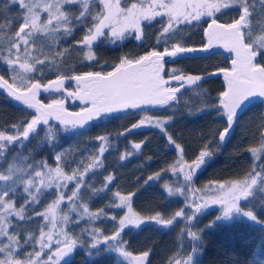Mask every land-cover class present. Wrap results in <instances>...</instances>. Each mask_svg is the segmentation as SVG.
<instances>
[{"label":"snow or ice","instance_id":"6c2138e0","mask_svg":"<svg viewBox=\"0 0 264 264\" xmlns=\"http://www.w3.org/2000/svg\"><path fill=\"white\" fill-rule=\"evenodd\" d=\"M12 10L17 14L7 15ZM229 11H235L236 16L230 22L219 23L217 14L227 15ZM0 20L4 21L0 23V61L6 66L9 77L0 75V89L6 90L12 100L34 110L30 119L13 124L11 131L0 130V264H69L80 247H85L90 257L114 252L124 264H150V249L139 254L128 250L127 241L123 239L126 230L168 231L178 220L185 223L180 239L187 237V243L179 246L182 250L169 258L167 264H199L198 257L204 247L202 234L218 224L244 219L264 234V219L257 215V211H264V160L261 159L264 132L259 147L249 149L254 162L242 178L223 183L212 181L198 200H191L188 195L201 192L191 187L193 177L213 162L217 149L232 139L241 114L256 100L264 103V0H0ZM201 21H210L204 30L206 39L200 46H190L183 34L188 31L190 35V30L199 27ZM153 22L159 25L155 43L162 50L153 48L144 55L123 56L110 71L67 75L57 68L64 55L55 50L59 38L71 36L78 27L85 30L82 39L76 42L87 49L84 59L96 61L94 44L105 40L116 44L128 37L142 42L145 26H155ZM216 46H223L234 54L230 67L203 75L185 74L182 69L173 68L165 78L166 63L200 58L192 54L210 53ZM49 71H55L56 78L42 84L41 79ZM220 74L225 88L212 97L200 82ZM69 79L75 82V91L65 88V81ZM172 81L177 86L173 87ZM193 85L199 88L195 91L201 104L198 111L214 110L226 126L212 133L198 156L188 163L184 149L165 128L171 123V117H153L147 115L146 110L179 107L181 89ZM41 91L60 93L63 98L44 104L38 99ZM68 98L82 102L83 107L69 112L65 108ZM129 113L141 118L126 132L146 126L159 128L179 153L176 162L165 171L182 176V184L175 189L165 184L164 189L169 197H183L187 212L181 208L169 217L160 212L142 216L132 205L136 193L122 195L119 191L109 197L111 203L107 205L123 210L119 218L116 214L109 216L103 208L90 211L85 200L106 195L115 180L114 175H107L102 188H94L86 182L89 173L95 176L96 170L103 168L104 154L116 147L106 135L96 138L98 147L91 163L84 165L83 171L78 170V165L71 174L60 164L52 167L44 160L30 161V153L23 155L14 151L11 157L6 155L14 146L18 150L25 142L36 139L41 125L47 127L45 139L51 144L58 126L65 132L83 134L80 130H90L94 122L118 120ZM53 120L57 124H52ZM141 147V143L131 144L130 150L120 155V160L131 158ZM63 155H55L54 161H61ZM160 180L161 174L157 172L144 183L149 185ZM69 184H72L71 189ZM65 192L70 194L65 197ZM46 194L55 198L43 211H34ZM20 198L22 202L17 207L16 201ZM65 199L67 210L61 207ZM212 212H218L214 220L203 229L193 230L200 217ZM34 217H41L44 223L28 231L26 225ZM109 219L113 222L111 235H103L94 226L80 225V221L94 225L98 220ZM76 227H81L82 231L74 235ZM21 231L25 232L23 243ZM85 235L90 238L88 243L81 239ZM26 246L31 251H27ZM256 259L264 264V259L259 256Z\"/></svg>","mask_w":264,"mask_h":264},{"label":"trees","instance_id":"16d2710c","mask_svg":"<svg viewBox=\"0 0 264 264\" xmlns=\"http://www.w3.org/2000/svg\"><path fill=\"white\" fill-rule=\"evenodd\" d=\"M16 10L7 13L9 16H15ZM236 16L235 11H229L227 15H217L219 22H230ZM4 21L0 20V23ZM207 21L200 24L199 27L184 32L185 41L190 46H200L205 41L204 30L207 28ZM157 26V25H156ZM156 26H147L144 29L145 39L142 42L136 41L133 37L128 41H118L116 44L107 42L99 43L97 48L93 49L96 55V61L84 62L73 54H81L87 52L86 48H82V44L76 43L80 41L85 34V30L81 27L75 29L71 36L60 37L59 44L56 45L57 52H63L60 62L57 64L60 72L67 75L82 74L87 71H110L111 66L119 63V59L123 56L129 58L144 55L153 48L162 50L155 43V36L158 32ZM47 52V48H45ZM68 54L70 56L66 57ZM97 61L99 63H97ZM73 65V66H72ZM230 67V60L223 54H216L206 58L183 59L178 63L167 66V74L173 68L182 69L185 74L203 75L205 72H215L219 68ZM0 72L8 79L7 68L0 61ZM56 72L49 71L42 79L41 83H47L48 80L55 79ZM11 82V81H10ZM200 86L207 89L212 97H216L218 92L224 90V83L221 78H213L200 83ZM69 87H73L70 85ZM195 91H199L197 86L193 89L183 91L179 97V107L172 109H155L147 111V115L168 119L171 117V123L165 125V128L172 136L176 143L180 144L184 149V159L191 163L202 150L204 143L208 138L226 126L223 120L216 116L215 111L200 112L201 104L195 95ZM52 99H58L55 95H45L42 100L50 103ZM187 104L188 107H185ZM73 110H80L79 107L69 106ZM31 113L28 110L20 108L14 104L11 98L0 93V130L11 131L13 124L30 119ZM264 105L254 104L239 119V123L235 126V132L232 139L227 141L223 146L217 149L213 162L203 171L193 177L191 187L202 190L210 185L212 181L221 183L229 180L242 178L246 171H250L254 158L251 156L249 149L259 147L261 133L264 132ZM140 115L129 113L121 119H113L111 121H100L92 126L90 130H80L83 134L63 131L62 126H58L55 140L49 144L45 139L47 127L38 130L36 139H30L25 142L21 149H15L6 153L11 157L14 151H20L23 155H30V161L44 160L49 166L55 167L60 164L67 174H71L72 170L77 169L83 171V166L91 163V157L96 154L98 141L96 138L100 135H106L110 143L116 145L115 149H109L103 157V168L96 170V175L89 173L86 182L90 183L94 188H102L103 179L111 174L115 176V180L109 185V191L106 195L95 198H87L85 202L88 204L90 211L96 212L103 208L109 216L116 214L119 218L123 215V210L107 207L111 203L109 197L113 193L119 191L122 195L136 193L133 197V208L142 216L153 215L156 212L162 213L165 217L171 216L174 212L184 208L186 201L183 197H169L164 189V185L175 189L178 184H182V176L169 175L165 169L169 165L176 162L179 153L174 150L170 142L166 139L164 133L156 127L146 126L141 130H133L126 132L132 124L138 123ZM124 133V135H120ZM119 137V139H117ZM141 143L142 147L138 153L131 158L120 160V155L130 150L131 144ZM63 153L61 161H54V156ZM264 160V155L261 156ZM82 162V163H81ZM160 172L161 180L159 182H150L146 185L144 181L150 175ZM72 184H69V189ZM55 192V190H52ZM187 191V189H186ZM195 192L189 193L195 195ZM70 192H65L67 197ZM54 195H48L41 199L40 204L36 205L34 211H43L48 203L54 199ZM22 198L17 199V207L20 206ZM189 202V201H188ZM61 207L65 210L68 208V201L65 199ZM217 212L205 214L199 218V223L195 229H203L210 221L214 220ZM73 219L75 214L73 213ZM257 215L264 219V211H257ZM15 223V222H14ZM23 224V222H19ZM41 217H34L33 221H29L26 228L33 231L43 224ZM80 225L87 228L94 226L102 231L103 235H111L113 222L109 220H98L94 225H90L87 221H80ZM185 228V223L179 220L174 223L171 230L157 231L152 228L127 231L123 235V239L127 241V248L134 254L141 251L151 250L149 256L150 264H167L178 250H182L179 246H186L187 237L180 239V233ZM82 231L81 227H76L74 235ZM25 232H20V239L23 243ZM84 243H88L90 238L81 237ZM204 247L202 255L198 257L199 264H259L256 259H264V234L254 227L251 222L244 219L233 220L224 224H218L210 230H205L202 234ZM258 246L260 251L257 252ZM103 247V246H102ZM31 251V248H27ZM23 258V257H21ZM69 264H124V261L118 254L114 252H105L100 256L90 257L85 247H80L72 256Z\"/></svg>","mask_w":264,"mask_h":264},{"label":"water","instance_id":"95a60500","mask_svg":"<svg viewBox=\"0 0 264 264\" xmlns=\"http://www.w3.org/2000/svg\"><path fill=\"white\" fill-rule=\"evenodd\" d=\"M219 23H221V22H219ZM97 46H98L97 44H94V45H93V49L97 48ZM81 47H82V48H85L83 45H81ZM216 54H223V55H225V56L230 60V65H231V57H232L234 54H233V53H229V52H228L223 46H216V47H214L210 53H209V52H199V53H195V54H192V55L195 56V57L206 58V57H211V56L216 55ZM186 59H188V58H186ZM166 60H167V58H166ZM170 64H173V63H166V64H165V78H166V79H167V77H166L167 66L170 65ZM0 75H2V74L0 73ZM213 78H221V79L223 80L222 74H220V75H215V76H211V77L207 78L206 80L213 79ZM206 80H202L200 83H202V82H204V81H206ZM223 83H224V81H223ZM70 85H74V86H75V89H76V84H75L74 81H72V80H70V79H69V80H66V81H65V88L67 89V91H75V90L69 89V86H70ZM171 85H172L173 87H175V86H177V83H176L175 81H172V82H171ZM195 87H196L195 85H193V86H186L185 88H182V89H181V93H182L183 91H185V90L193 89V88H195ZM224 87H225V83H224ZM0 93H2L3 95L7 96V95H6V90L0 89ZM181 93H179L178 96H179ZM45 95L61 96L60 93L48 94V93H44L43 91H41L40 95L38 96V99H39L42 103H44V104H48V103H46L45 101L42 100V97L45 96ZM64 95H66V93H65ZM7 97H8V96H7ZM12 101L14 102V104H15L16 106H18V107H20V108H23V109H25V110H28V111H30L31 113L34 114V110H33V109H28V108H26V106H24V105L21 104L20 102H17V101H14V100H12ZM254 104H262V105H264V103H262L260 100H256L252 105L249 106V108L252 107ZM70 105L73 106V107H79V108H82V107H83L82 102H80V101H78V100H74V99H72V98H68V99L65 101V108H66L69 112H77L76 110L71 109V108L69 107ZM249 108H248V109H249ZM155 109H158V108L147 109L146 112H147V111H152V110H155ZM248 109H247V110H248ZM247 110H246V111H247ZM78 111H79V110H78ZM246 111H245V112H246ZM245 112H244V113H245ZM244 113H242L241 116H242ZM241 116H240V117H241ZM51 123H52V124H57V122L54 121V120L51 121ZM96 123H99V122H94V123H92L91 128H92V126H93L94 124H96ZM45 127H46V126L41 125V126L39 127L38 130H40V129H42V128H45ZM91 128H90V129H91ZM226 143H227V142H226Z\"/></svg>","mask_w":264,"mask_h":264},{"label":"rangeland","instance_id":"374dc122","mask_svg":"<svg viewBox=\"0 0 264 264\" xmlns=\"http://www.w3.org/2000/svg\"><path fill=\"white\" fill-rule=\"evenodd\" d=\"M218 15V14H217ZM153 24L156 26V24H155V22H153ZM156 27H159V25H157ZM132 39V37H128L127 39H125L124 41L126 42V41H128V40H131ZM124 41H122V42H124ZM85 53L86 52H84V53H81L80 55L79 54H73V56L74 57H79L80 59H82L84 62H86V60L84 59V56H85ZM68 56H70V54H68L66 57H68ZM87 62H94V61H87ZM59 63H66L65 61H63V62H59ZM73 66V65H72ZM1 73V72H0ZM70 89V88H69ZM198 173V172H197ZM212 187L214 188L215 187V185H212ZM195 195H191V200H198L199 199V196H201V195H203V193H199V194H197V193H194ZM190 202V201H189ZM132 203H133V199H132ZM216 208H218L219 206H215ZM218 213V212H217Z\"/></svg>","mask_w":264,"mask_h":264},{"label":"flooded vegetation","instance_id":"af4514ba","mask_svg":"<svg viewBox=\"0 0 264 264\" xmlns=\"http://www.w3.org/2000/svg\"><path fill=\"white\" fill-rule=\"evenodd\" d=\"M205 22H206V21H201V24H202V23H205ZM207 22L209 23L210 21H207ZM218 22H219V21H218ZM208 23H207V24H208ZM221 23H222V22H221ZM146 27H147V26H145V28H146ZM148 27H149V26H148ZM145 28H144V29H145ZM69 88L72 89V90H76L74 85H73L72 88H71V87H69ZM57 97H58V99L63 98L62 96H57ZM10 231H11V229H10Z\"/></svg>","mask_w":264,"mask_h":264}]
</instances>
